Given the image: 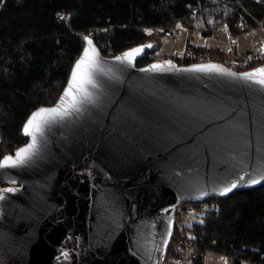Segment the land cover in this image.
Returning a JSON list of instances; mask_svg holds the SVG:
<instances>
[{"label":"water","instance_id":"obj_1","mask_svg":"<svg viewBox=\"0 0 264 264\" xmlns=\"http://www.w3.org/2000/svg\"><path fill=\"white\" fill-rule=\"evenodd\" d=\"M83 39L56 101L28 115L26 141L0 158L31 142L34 113L59 110L30 129L24 163L0 168V264H163L178 206L264 183V85L244 75L264 62L138 65L152 44L104 55ZM86 49L92 83L73 90V105L62 96ZM207 65L223 71L194 70Z\"/></svg>","mask_w":264,"mask_h":264},{"label":"trees","instance_id":"obj_2","mask_svg":"<svg viewBox=\"0 0 264 264\" xmlns=\"http://www.w3.org/2000/svg\"><path fill=\"white\" fill-rule=\"evenodd\" d=\"M60 12L67 18H59ZM197 16L209 28L224 22L231 36L240 35L248 26H264V0H0V158L26 141L21 129L28 115L56 101L85 35L104 55L152 44L137 61L143 65L154 59L148 56L158 37L147 28L178 22L195 28ZM193 48L218 59L225 54L206 44ZM198 203L208 208L188 227L190 235L175 223L165 261L177 255L179 232H184L204 255L213 251L225 254L231 264H264V183Z\"/></svg>","mask_w":264,"mask_h":264},{"label":"rangeland","instance_id":"obj_3","mask_svg":"<svg viewBox=\"0 0 264 264\" xmlns=\"http://www.w3.org/2000/svg\"><path fill=\"white\" fill-rule=\"evenodd\" d=\"M58 17L67 18V15L60 12L58 13ZM201 18V16H197L195 28H189L192 30L190 35L192 37L191 42L193 45L197 41H201L203 44L208 45V47L216 48L217 51H224L225 54L219 57L220 59L227 58L232 52H235L236 55L249 54L255 57L256 62L264 60V26L262 24L257 26H248L245 33L231 36L229 32L227 33L228 29L226 25H222L223 22L209 28L206 21H203ZM207 21L210 25L214 24L215 19L212 14H209ZM180 27L186 26L178 22L175 25L167 26V28L163 26L147 28L146 31L148 33L158 34L155 50L150 53L148 57H155L156 59L161 60L166 58L168 55H182L186 47V41L184 38L185 35L182 34V38L180 40H176L174 38V34L169 32L171 31L170 28H177V30H179ZM214 29H218V33L210 36L212 30ZM190 47H192V45H189V48ZM193 50L195 49L193 48ZM216 55L217 54H209L210 57L218 58ZM1 187L2 183L0 182V190ZM206 208H208V206L205 203H184L180 208L182 214L177 217V220H182V224H180L181 229H179V231H182L183 227H185L186 231L190 235L191 233L188 227H190L194 221L201 219V216ZM173 261L174 259L171 258V260H168V264H173ZM229 263L228 257L223 253L206 251L204 255L203 264Z\"/></svg>","mask_w":264,"mask_h":264},{"label":"snow or ice","instance_id":"obj_4","mask_svg":"<svg viewBox=\"0 0 264 264\" xmlns=\"http://www.w3.org/2000/svg\"><path fill=\"white\" fill-rule=\"evenodd\" d=\"M85 40L89 45L92 44V41L85 37ZM150 47V45H149ZM140 49H135L133 51H130L129 53L126 54V58L131 59L133 56L134 52H139ZM95 53H93V56H89V52L86 49L83 53V58L78 61L75 66H74V71L71 75V80H70V85L69 87L65 90V93L62 96V99H67L69 96H72L73 90L83 92V85L85 83H92V80L89 77L88 69L95 63L94 59ZM117 59H120L117 57ZM160 67L159 65H153L152 68H158ZM83 70V74H81ZM198 71H223V69L219 68L216 65H207L200 67L198 69H194ZM246 78L251 79L254 76L259 75L261 78L259 79L258 83L261 85H264V69H259V70H254L252 73H247L244 74ZM72 103L75 105L76 99L74 96H72ZM47 112L49 114L51 113H57L59 114V110L56 108L53 109H40L36 113H34L26 122V126L24 129V134L25 135H31L32 139L31 142L24 148L19 149L15 153V158L13 156H8L3 159V161H0V168H5V167H10V166H15L24 163L25 159L29 156V154L32 152V150L36 146V138L34 135H32V132L30 129L35 128L36 131L40 130V123L43 118V114ZM242 179V178H241ZM260 181L258 180H251L252 184L259 183ZM237 184L232 183L230 186H227L223 188V190L220 192L221 195H226L228 192H230L232 189L236 188ZM5 191H12V189H6ZM0 199H3V193H0Z\"/></svg>","mask_w":264,"mask_h":264},{"label":"built area","instance_id":"obj_5","mask_svg":"<svg viewBox=\"0 0 264 264\" xmlns=\"http://www.w3.org/2000/svg\"><path fill=\"white\" fill-rule=\"evenodd\" d=\"M242 24V21L240 22ZM222 25H226L224 22ZM169 30V29H168ZM174 34V38L176 40H180L182 38V34L185 35L186 47L182 55H168V57L172 58L173 60L179 63H190V62H198V61H205V60H218L221 61L227 67L234 69V70H242L246 68H250L255 65L256 60L255 57L249 54H242L236 55L235 52H232L230 56L223 59H218L214 57H210L208 53H204L198 50H193L189 48V44L191 42V29L186 27H180L179 30L177 28H170ZM218 33V29L212 30L210 36H213ZM228 33V30H227ZM203 43L201 41H197L194 43L192 47H199ZM182 205L178 206L176 213H175V223L179 225L182 224V220H177V217L182 214L180 208ZM184 232H179L178 236V252L177 255L174 257L173 264H191L194 260L203 259L204 258V251L202 250L201 246L193 241L191 237L185 236ZM163 264H168V261H164ZM241 264H250L246 261H241Z\"/></svg>","mask_w":264,"mask_h":264}]
</instances>
